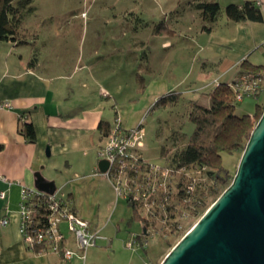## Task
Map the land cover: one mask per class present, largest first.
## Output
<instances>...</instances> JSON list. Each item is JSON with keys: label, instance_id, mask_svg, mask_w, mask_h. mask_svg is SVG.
Instances as JSON below:
<instances>
[{"label": "rangeland", "instance_id": "1", "mask_svg": "<svg viewBox=\"0 0 264 264\" xmlns=\"http://www.w3.org/2000/svg\"><path fill=\"white\" fill-rule=\"evenodd\" d=\"M184 1L189 3L183 4ZM191 1L198 0H32L30 5L22 10L24 27L36 31L40 43L44 42L47 47L55 45V57L57 55L61 58L58 54L66 55L73 57L80 66L84 65L85 70L79 72V75H74V78L84 77L81 79L82 83L90 89L92 101L101 103L104 121L110 127L116 119L124 129L142 124L143 159L156 168L167 167L168 159L160 156V146L172 130L183 134L180 145L186 143L193 132L194 125L186 118L184 111L187 99L196 98L199 104L209 105L208 91L194 95L182 93L188 85L201 84L195 78L196 69H208V64L204 61L207 58H203L206 40L205 36L196 40L194 25H197L199 20L198 16L195 19L192 16L195 8L190 7ZM16 2L18 0L13 1L14 4H17ZM184 7L187 8L185 12ZM175 11L183 12L182 23H187L190 29H180L175 24L171 28L168 25V21L175 19ZM152 31H155L157 36L149 40L148 35L152 34ZM139 40L145 41L148 47H144L135 55L134 52L141 47L136 46ZM165 40H170V48L162 46ZM168 55L172 57L170 68L164 63V58ZM145 56L150 58V72L145 71ZM208 63L212 64L211 61ZM187 71L189 72L186 79ZM183 78L185 84L177 86ZM107 85L118 89L116 95L106 92L107 97H102L101 88ZM69 90L68 101L77 100L78 89ZM71 90L74 92L71 93ZM160 91L165 93L159 95ZM169 93L181 95L174 104L150 110L157 99ZM155 95L157 99L152 101ZM256 105H259L253 118L256 122L264 108V92L258 98L244 97L242 101H235L234 114L252 115ZM176 145L179 147V144ZM240 155L241 153L237 152L221 156V165L231 176L236 171ZM65 160L58 157L49 161L53 166L48 169L60 176V180L55 181L57 188H63L61 185L74 179L75 174L82 176L90 173H87V167L82 170L84 173L81 170L76 171L79 169L76 165L66 167ZM97 160L99 161L98 158L95 159L91 170L92 174L97 172ZM196 173L185 171L184 176L187 179ZM231 176L228 175L226 183L232 180ZM101 177L98 174L96 179ZM175 177L178 180L179 174H175ZM195 180L199 183L200 190L204 180L199 177ZM97 184L102 188V183ZM65 185L62 191L57 190L59 194L68 190L70 185ZM107 185L111 196L101 190L100 206L92 198L84 199L85 210L96 217V222L102 227V237L97 240L95 246L87 248L84 264H160L171 247L215 201L214 197H206V207H209L206 210L201 208L202 211L200 210L195 218L188 215L184 218L186 220L180 221L181 228L177 232H170V225H167L165 234L160 236L157 233L161 234L163 223L155 221L152 229L148 230L150 233L144 236L143 226L133 216L132 209L123 198L116 197L111 186ZM88 221L86 222L89 223ZM79 263L82 264L80 261Z\"/></svg>", "mask_w": 264, "mask_h": 264}, {"label": "crops", "instance_id": "2", "mask_svg": "<svg viewBox=\"0 0 264 264\" xmlns=\"http://www.w3.org/2000/svg\"><path fill=\"white\" fill-rule=\"evenodd\" d=\"M217 1L222 7L230 3L241 5L245 1H253L261 11L262 21L235 23L228 20L222 12L211 31L206 33L201 31V19L195 9L192 16L194 19L198 16L199 20L197 25H194L196 40L205 36L203 58H207L204 61L208 64V69L203 67L196 69L195 78L201 84L188 85L183 94H202L212 91L220 83L230 84L240 70L239 65L244 61H247L250 67L264 64V0ZM185 2L189 3L184 1L183 4ZM190 7L194 8L193 1L190 2ZM186 9L184 7L183 12ZM183 12L175 11V19L168 21L171 28L175 24L180 29L183 27L190 29L187 23H182ZM23 28L24 43L0 42V102L9 103V108H0V193H3L2 197L0 196V264H61L58 254L33 253L23 244L18 217L21 192L24 189H35L36 172L54 184L60 180L57 173H52L48 169L53 166L49 162L51 159L58 157L66 159V167L76 165L79 168L76 171L82 172L87 167V173L89 171L90 173L82 176L75 174L74 179L65 183L70 186L62 194L81 219L85 221L92 219L88 222L92 230L100 235L102 227L96 222V217L85 210L84 199L92 198L100 206L101 190L111 196L107 180L103 177L96 179L100 172L98 164L97 172L91 173L103 140L98 125L101 121L105 122L104 114L101 103L92 101L90 89L82 83L81 79L84 77L74 78V75H79V72L85 70L84 65L80 66L73 57L66 55L58 54L61 58L57 55L55 57L54 54H57L55 45L47 47L44 42L40 43L36 31L32 28L29 30L24 25ZM156 36L157 33L152 31L148 39H155ZM138 45L141 47L134 52L135 55L144 47H148L142 40L138 41L136 46ZM162 46L170 48L172 44L170 40H165ZM33 51L37 53V63L35 67L29 68L27 63ZM144 59L147 62L145 71L150 72L152 70L148 62L150 58L145 56ZM164 59L165 65L170 68L172 57L168 55ZM209 61L212 64L208 63ZM183 84L185 78L180 80L177 86ZM69 87L78 89L77 100L68 101ZM117 91L118 89L111 85L101 88V94L108 92L116 95ZM72 92L74 91L71 90ZM164 93L165 91H160L159 95ZM156 97L155 95L152 101L157 99ZM190 99L198 101L196 98ZM22 121L33 126L34 143L26 142L19 134ZM97 182L99 185L102 183V188ZM65 184L61 185L63 188H57L55 184L56 190L62 191L66 187ZM2 221L6 223L2 224ZM60 228L73 248L66 224L62 223ZM90 251L92 254V250ZM71 264L80 263L74 259Z\"/></svg>", "mask_w": 264, "mask_h": 264}, {"label": "trees", "instance_id": "3", "mask_svg": "<svg viewBox=\"0 0 264 264\" xmlns=\"http://www.w3.org/2000/svg\"><path fill=\"white\" fill-rule=\"evenodd\" d=\"M13 1L0 0V42L12 41L22 44L24 43L22 40L24 37L22 10L29 6L32 0H18L17 4H14ZM194 8L199 12L201 31L206 33L211 31L213 24L222 12L228 20L235 23L262 21L261 11L253 1H245L241 5L230 3L222 7L216 0H198L194 2ZM36 63L37 53L33 51L27 66L33 68ZM239 68L236 77L245 73L264 72V64L250 67L247 61L242 62ZM232 82L230 84L220 83L208 92V106L187 99L184 111L186 118L194 125L193 132L187 142L180 145L183 134L178 130H172L160 146V156L166 160L168 159L166 168L175 172L182 171L179 183L176 186L177 189L183 186V182H186L188 186L194 185L191 193L186 194L183 191L176 193L177 195L167 207L168 211L173 209L175 214L170 216L171 221L162 222L161 234L157 233L160 236L165 234V228H168L167 225H170V232H177L180 221L186 220L184 215L185 218L188 215L195 218L201 208L206 210L209 207H206V197H214L216 200L231 182L230 180L226 183L228 175L231 176V174L222 167L221 156L223 154L242 153L251 131L260 118L256 122L253 121L259 105H256L255 113L252 115L237 116L234 114L236 100L235 93L231 88ZM180 95L176 93L164 95L155 101L150 110L162 108L167 104H174ZM110 128L106 122L101 121L98 125V130L103 136ZM19 134L26 142H35V132L31 123L22 121ZM156 136H158V132ZM176 144H179V147ZM170 153L171 155L168 157ZM185 171H194V174L197 172L200 175L196 173V175H191L186 179L184 176ZM196 177L204 180L203 187L200 190L198 188L199 183L195 180ZM231 177L233 178V176ZM205 180L207 183H205ZM183 199L185 202H183ZM128 202L129 200L126 201V204L132 209L133 216L141 222L144 229L143 234L146 236L150 233L148 230L152 229L151 226L155 221L149 222L140 219V215ZM42 214L45 215L46 213L44 214L43 211ZM27 249L33 253L48 252L42 246L37 245Z\"/></svg>", "mask_w": 264, "mask_h": 264}, {"label": "built area", "instance_id": "4", "mask_svg": "<svg viewBox=\"0 0 264 264\" xmlns=\"http://www.w3.org/2000/svg\"><path fill=\"white\" fill-rule=\"evenodd\" d=\"M231 88L238 102L244 97H259L264 92V72L238 75ZM101 95L107 97L105 92ZM0 108H9V103L0 102ZM143 140L142 124L124 129L116 119L103 136L97 151L99 161L104 160L108 165L106 171L99 172V175L107 180L116 197L129 200L140 219L149 222L171 221L170 216L175 212L173 209L168 211L167 207L177 192L191 193L194 185L188 186L183 182V186L177 189L182 171L156 168L146 162L141 152ZM175 174H179L178 180ZM18 217L19 232L25 247L42 246L46 251L58 254L61 264H71L74 259L84 264L87 248L95 246L100 239L98 232L73 211L69 201L57 190L48 195L37 189H24ZM5 223L2 221V224ZM62 223L66 224L73 248L61 231ZM180 228L179 225L178 230Z\"/></svg>", "mask_w": 264, "mask_h": 264}, {"label": "water", "instance_id": "5", "mask_svg": "<svg viewBox=\"0 0 264 264\" xmlns=\"http://www.w3.org/2000/svg\"><path fill=\"white\" fill-rule=\"evenodd\" d=\"M107 166L98 162L100 172ZM34 178L35 189L55 192L53 181ZM160 264H264V108L230 184Z\"/></svg>", "mask_w": 264, "mask_h": 264}]
</instances>
